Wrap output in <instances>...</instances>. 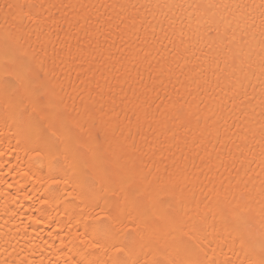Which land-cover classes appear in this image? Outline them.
I'll list each match as a JSON object with an SVG mask.
<instances>
[{"label": "snow or ice", "instance_id": "1", "mask_svg": "<svg viewBox=\"0 0 264 264\" xmlns=\"http://www.w3.org/2000/svg\"><path fill=\"white\" fill-rule=\"evenodd\" d=\"M19 7L17 6V11L5 14L4 23L8 27L0 35V40L9 41L14 52L28 58L29 65L21 72L8 71L5 65L12 63V57L5 56L0 50V82L7 78H11L15 82V86L10 92L0 93V107L7 110L10 117L17 118V123H19L20 114L25 112L36 117L47 129L48 134L59 140L63 147L60 151L53 150L48 154H43L35 146L36 141L39 140V128L35 130L34 134L30 129H26L28 134L24 137L19 135V129H17L15 132L16 144L19 151L23 153L21 160L23 166H17V179L14 183H5L4 196L16 199L20 191L29 183L42 185L45 191L51 187L59 186L64 191L65 200H71L80 205L81 218L91 221L95 225L106 221L112 222L113 217L109 214V209L115 201H121L119 215L122 220L115 225L121 238H126L131 233L141 240L150 241L153 245L151 256L146 258L143 264H159L160 249L168 244L170 233L176 234L171 237L172 240L187 238L194 241V248L207 255V244L204 239L196 235V228L200 224L209 223V216L215 222L218 210L209 208L207 205L201 206L198 201L193 200V196L196 192H200L204 195L212 194V198L217 200L221 189L227 190L233 188L234 184L235 186L239 185L240 182L232 175L233 172H236V176H239V171L234 166L236 157L232 148L226 147L227 143L222 142V139L217 141L221 145V150L217 151L213 146L212 152H209L210 142L206 139L189 142L178 139L175 132L170 135L168 131V121L171 120L169 114H174L175 109L187 106L202 110L201 104H203L204 108L215 114V108L220 104L214 95L201 96L200 94L201 90L207 93L210 85L206 75L203 74L205 70L196 71V63L199 62L195 50L196 45H188L185 42L187 34L183 31V27L177 29L174 27L175 22L170 21L168 28H165L163 21H159L161 28L160 33L157 34L152 22L145 19L141 21V26L147 23L148 28L141 36L136 30V17L131 18L130 25L125 23L124 17H118L119 23L115 24V28H120L121 24L125 25L120 35L123 43L119 47L115 42L109 44L111 33L105 35L102 29L97 28L93 30V36L87 48L78 46L75 55L69 48L66 53L67 58H64V55L53 47V54L49 56L47 45L40 41V37L44 33L40 32L37 34L38 50L33 49L32 55L29 56L27 53L21 52L17 43L18 34L26 31L14 22ZM57 7L55 4H49L46 13L51 15L50 10ZM27 19L33 24L37 22L31 15H28ZM65 23H69V27H72L70 22L65 20ZM99 23L97 20L96 24L99 25ZM111 23L110 19L109 24ZM76 27L80 28L79 21H77ZM99 35H104L103 43H101ZM20 38L23 37L20 36ZM65 47L68 46L65 45ZM190 47L193 51H189ZM113 48L116 49L115 53L112 51ZM217 48L222 51L223 43L219 42ZM116 53L121 54L117 56ZM192 57H196V62L192 60ZM86 58L94 61L93 66L98 65L96 71L100 73V80H103V84L100 83V80L95 79V73L91 78H88L92 67H89L88 72L82 71L83 64L87 62ZM218 59L219 57L213 59V63H216ZM77 60L81 62L79 67H76ZM113 60L115 63L109 66ZM116 64H119L118 68ZM190 65L192 67H189ZM33 68L42 72L45 77L44 81L37 85L39 87L38 94L29 89L25 83L27 75L32 72ZM141 68L149 73V79L153 85L157 80L163 84V78H167L171 82L175 77L180 88L184 89L190 99L181 96L180 88L173 85L179 99L174 102L170 100L167 106L160 108L159 116L162 120L153 121L149 116L152 106L148 99L149 86L143 84ZM186 68L189 71H185ZM133 72L136 73L135 76L132 75ZM73 73L76 74V82L72 80ZM181 76L183 77L182 81L180 80ZM136 80L141 82L143 91L135 89L132 100H129L125 95L120 101L125 113L124 120H120V112L116 110L115 89L118 87L121 93L124 92L122 81L132 90L133 81ZM53 81L59 87V92L55 94L52 87ZM17 90L22 91L23 100L14 103L11 95ZM151 90L156 91L155 87H152ZM40 96L49 99L47 111L38 102ZM97 100L99 109H107L105 114H115L116 119L119 120L113 138L108 139L103 145L97 144L94 140L81 142L73 135L74 132L84 133L91 128L88 122L83 119L80 110L84 109L83 116H86L90 121L92 115L88 102H91V106H95ZM180 100L183 103H180ZM128 111H131L136 118L135 132H133L132 121L126 115ZM69 112L75 113V115H71V118L63 123L59 122V115ZM153 123H158L160 126L153 127ZM145 124L148 125L151 137L144 132ZM122 125L126 126L122 128ZM176 127L177 125H172V128ZM116 131L119 132L118 139L115 137ZM188 131L191 129L185 131V136ZM113 140H115L114 145ZM22 142L27 147H20ZM78 152L87 153L88 158L78 159ZM165 152L170 154L167 156V159L171 160L170 165L165 163ZM157 156H160L158 162L156 161ZM57 160L63 161L64 165L79 177L81 183L91 180L102 185L104 206L90 207L81 191L78 190L80 185H71L67 181L62 182L51 175L47 178L40 177L30 171L32 164L35 163L51 172L54 162ZM197 160L200 161L199 164H197ZM160 165H163V168ZM109 168L117 173V182L106 179V170ZM201 176H203V180L200 179ZM30 198L28 195L24 196V199ZM121 198L123 199L121 200ZM164 198H167V204L163 203ZM144 199L148 200L150 209L146 214L141 215L136 210V204ZM36 203L40 208H53L60 221H67L66 225L60 221L57 223V233L64 234L59 241L61 244L59 251L68 248L70 244L78 243L86 249L108 253L112 258L121 254L127 255L124 247L104 248L95 241L94 237L90 238L79 231L80 220L73 223L68 208L59 211L57 210L58 204L54 206L48 199H39ZM169 210L181 214L180 220L177 222L170 220ZM157 221L163 222L166 225V230L161 231L151 226ZM35 223L43 224L45 220L39 218ZM24 231L27 232V228ZM49 235L51 236L52 233ZM233 240H235V236ZM52 246L55 247V244ZM219 246L218 243L217 247ZM190 251L185 255H188ZM209 251L212 258L207 261V264H221L216 259L217 248H211ZM229 251H232L231 247ZM164 260L167 261V264H176L171 253L165 256ZM64 264H74V262L69 258L65 259ZM132 264H136V261L133 260ZM182 264H192V262L183 260ZM223 264H234V262L225 256Z\"/></svg>", "mask_w": 264, "mask_h": 264}, {"label": "bare ground", "instance_id": "2", "mask_svg": "<svg viewBox=\"0 0 264 264\" xmlns=\"http://www.w3.org/2000/svg\"><path fill=\"white\" fill-rule=\"evenodd\" d=\"M146 2L147 0H46V3L55 4L58 7L51 9V15L46 13L43 19L35 24L28 19L25 20L23 28L26 31L19 33L17 36L18 47L22 53L31 56L33 49L38 50L39 47L37 34L43 32L44 35L40 37V41L47 45L49 56L53 54L54 47L57 52L64 55V58H67L66 53L69 48L73 55L76 54L78 46L87 48L92 39L93 30L97 28L102 29L105 35L111 33L109 44L115 42L119 47L123 43L120 35L125 25L121 24L120 28H115V24L119 23L118 17H124L125 23L129 25L132 17H138L136 19V30L139 31L141 36H143L144 30L148 28L147 23L141 26V21L147 19L152 22L157 34H159V26L154 23L152 16L147 12L141 11L139 7L135 9L117 7L120 4L140 5ZM170 2L174 3L176 8L170 17L163 22V27L168 28L169 22L174 21V27L177 29L183 27V31L187 34L185 42L188 45H196V55L199 57V62L196 63V71L204 69L203 74L206 75L210 85L207 93L201 90V96L214 95L217 101L226 108L227 112L232 113L231 118L227 121V126L231 129L233 136L241 130L247 131L249 120L264 115V90L258 87V85L264 84V21L251 16L245 19L242 12L237 11V8L247 3H258V0H170ZM209 5L213 6L210 7ZM0 6L5 9L6 14H10L8 10L12 8V5L8 0H0ZM21 11L31 14L33 9L28 5H23ZM110 19L111 24H109ZM65 20L70 22L72 27H69V23H65ZM97 20L100 22L99 25L96 24ZM77 21H79L80 28L76 27ZM37 23L42 27H34ZM189 25L190 27H188ZM5 27H8V25L4 23V16L0 15V35H2ZM86 33L88 34L86 35ZM196 33H199V35H196ZM20 36L23 38L21 39ZM99 39L103 43L104 35H99ZM219 42L224 45L222 51L217 48ZM65 45L68 47H65ZM0 50L3 51L5 56L12 57V63L5 65L8 71L21 72L28 67V58L23 54L14 52L9 41L0 40ZM112 51L115 53L116 49L113 48ZM189 51H193V49L190 47ZM120 54L116 53L117 56ZM217 57L219 59L216 63H213V59ZM192 60L196 62V57H192ZM80 63L77 60L76 67H79ZM113 63H115V60L111 61L109 66ZM93 64V60L87 59V62L83 64L82 71L88 72L89 67H92V72L89 73L88 78H91L92 74L95 73V79L100 80V73L96 71L98 65L93 66ZM116 67L118 68L119 64H116ZM189 67H192V65ZM141 72H143V84L149 86L148 99L149 103L152 104L150 113L158 114L160 108L167 106L170 100L174 102L179 99L173 89V85L180 88L175 77L172 78L171 82L167 78H163V84L157 80L153 85L149 79V73L145 72L143 68H141ZM132 75L135 76L136 73L133 72ZM225 77L228 79H225ZM44 79V74L33 68L32 72L27 75L25 83L29 89L38 94L39 87L37 85L41 84ZM72 80L76 82L75 73L72 74ZM180 80H183L182 76ZM100 83L103 84V80H100ZM241 83H243V88H241ZM121 84L124 88L123 93L120 92L118 87L115 89L117 112H120L119 109L123 107L120 101L125 95L129 100H132L133 90L143 91V86L139 80L133 81L132 90L129 89L128 85H124L122 81ZM14 86L15 82L11 78H7L0 82V93H3V91L10 92ZM92 86L94 87V85ZM52 87L59 92V87L54 81ZM152 87H155L156 91H152ZM180 95L184 96L185 99H190L183 88H180ZM85 98L87 99V97ZM11 99L14 103L21 102L23 100L22 91L17 90L11 95ZM38 102L45 111L48 110L49 99L47 97H38ZM179 102L183 103L182 100ZM88 103L89 111L97 112V115L92 116L89 121L86 116H83L84 109L80 111L83 119L88 122L91 128L84 133L74 132L73 135L81 142L94 140L97 144L103 145L108 139L113 138L116 125L112 124L111 121L116 119L115 114H101L99 111H103V109L91 106V102ZM125 104H127V101H125ZM201 108L206 109L203 104H201ZM105 112H107V109ZM71 115H75V113H61L59 122L67 121L71 118ZM124 115L125 113L120 112V120H124ZM126 115L132 121L133 132H135V116L131 111H128ZM18 121L19 123H17V118L10 117L7 110L0 107V189H4L6 182L14 183L17 179V166H23L21 165L23 153L19 151L16 144L15 132L17 129H19V133L27 135L26 129H30L34 134L35 130L39 128V140L36 141L35 146L43 154H48L53 150L60 151L63 147L59 140L48 134L47 129L36 117L25 112L20 114ZM176 122L182 123L185 127L192 124L191 118H185L182 114L178 115ZM125 126L122 125L121 127ZM144 132L151 137L147 127L144 128ZM115 137L119 138L118 131L115 132ZM222 142L227 143L226 147L232 148L236 157L234 166L239 171V176H236V172H233L232 175L240 182V187L237 189L235 184L233 185V195L231 202L228 204H221L212 198V194L204 195L196 192L193 196V200L198 201L201 206L207 205L209 208L218 210L215 222L209 216V223L200 224L196 228V235L204 239L207 244V255L202 253L204 264H207V261L212 258L209 251L211 248H217L216 259L219 257L222 261H224L225 256L234 261V252L236 257L240 256V245L237 244L236 247H231L236 232L233 208L236 207V202L241 197L250 196L252 193L253 189L249 182L255 183L253 181V176L256 175L255 171L242 169V165L245 163L244 157L248 156L247 149L242 147L247 142V138L239 136L238 140L228 141L222 139ZM114 144L115 140H113ZM213 146L217 151L221 150V145L213 140L208 145L209 152H212ZM168 155L170 154H165V163L170 165L171 160L167 159ZM77 158L87 159L88 155L87 153L78 152ZM159 160L160 156H157L156 161ZM199 163L200 161L197 160V164ZM160 166L163 168V165ZM251 168L254 169L255 165H252ZM30 171L40 177L47 178L51 175L62 182L67 181L71 185H80L78 190L81 191L90 207L99 208L104 206L102 185L91 180L81 183L79 177L67 168L61 160L54 162L51 172L35 163L32 164ZM212 175L214 176L215 173L213 172ZM106 179L117 182L118 176L115 170L107 169ZM200 179L203 180V176ZM244 185H248V187H244ZM256 191L259 192V189L257 188ZM25 195L31 198L24 199ZM39 199H48L54 206L58 204L57 210L59 211L68 208L71 221L75 223L76 220H80L79 231L90 238L94 237L95 241L104 248L122 246L125 248L127 255L121 254L112 258L108 253L89 250L78 243L70 244L68 248L59 251L61 249L59 241L64 235L56 231L60 218L56 216L53 208H40L36 203ZM167 202V198H164L163 203L167 204ZM7 206L5 205V207ZM120 206L121 201H115L109 209V214L113 217L112 222L106 221L95 225L91 221H85L81 218L80 205L74 201L65 200L64 191L61 187L55 186L45 191L42 185L26 184L24 189L20 191L19 196L16 199H11L12 211L8 213V217L11 219L9 220L8 217L0 219V228L10 231L13 237L10 246L7 241H0V264H5V262L7 264H64L65 259L69 258L72 259L74 264H132L133 260L136 261V264H143V261L151 256L153 245L150 241L141 240L131 233L126 238H121L115 226L122 220L119 215ZM149 209L150 204L147 199L138 201L136 204V210L141 215L146 214ZM255 211V209H248L250 213H255ZM168 217L170 220L177 222L180 220L181 214L169 210ZM39 218H43L45 223H35ZM60 222L65 225L67 223V221ZM5 225H7L6 228ZM151 226L161 231L166 230V225L160 221ZM25 228H27V232L24 231ZM49 233H52V235L50 236ZM174 235L176 234L170 233L168 244L160 249L159 264H167L164 257L169 253L172 254L176 264H182L186 256L185 253L194 248V241L187 238L172 240L171 237ZM218 243L219 247H217ZM52 244H55V247ZM230 247L232 251H229ZM261 262L264 264V256L261 257Z\"/></svg>", "mask_w": 264, "mask_h": 264}, {"label": "clouds", "instance_id": "3", "mask_svg": "<svg viewBox=\"0 0 264 264\" xmlns=\"http://www.w3.org/2000/svg\"><path fill=\"white\" fill-rule=\"evenodd\" d=\"M8 2L12 5V8L8 10L9 13L17 11V6H20L14 22L21 27H24V21L27 20L28 15L33 16L37 22L42 20L49 5L46 3V0H8ZM23 5L31 7L33 9L32 13L27 14L21 11ZM117 7H131L132 9L139 7L141 11L150 14L154 23L161 28L159 21H166L176 8V5L171 3L170 0H147L146 3L135 5V7L124 4L117 5ZM237 11L242 12L245 19L251 16L264 21V0H258V3L243 4L237 8ZM5 14V9L0 6V15L5 17ZM34 27L39 28L42 25L37 23ZM5 30L6 27L3 29L2 34ZM185 71H189V69L186 68ZM225 79L228 78L225 77ZM258 87L264 90V84H260ZM241 88H243V83H241ZM53 92L54 94L57 92L55 88H53ZM95 106L99 109L98 100L95 102ZM119 111L124 114L122 107ZM99 113L104 114L105 110L103 109ZM180 114L185 118H191L192 124L185 127L182 123L176 122V118ZM91 115L95 117L97 112H91ZM169 115H171V120L168 121V131L170 134L175 132L177 138L180 140H188L189 142L194 140L198 142L201 139H206L211 143L213 140L218 141L220 139L228 141L233 139L238 140L239 136H245L247 138V142L242 147L247 149L248 156L244 157L245 163L242 165V169L255 171L256 175L253 176L255 183L249 182L253 189L252 193L250 196L241 197L236 202V207L233 208L236 232L235 240L231 247H236L237 244L240 245V256L236 257L235 252L233 253L235 257L234 264H262L261 257L264 256V115L249 120L247 131L241 130L235 136L231 134V129L227 126V121L231 118L232 113H228L222 104L216 106L215 114L208 109L198 110L195 107L189 108L186 106L185 108L175 109L174 114L170 113ZM149 116L152 117L153 121L162 120L159 113L154 115L149 113ZM111 123L118 126L119 120L114 119ZM173 124L177 125V127L172 128ZM159 126L158 123H153V127L158 128ZM145 127H148V125L145 124ZM189 129L191 131H188L187 136H185V131ZM19 135L21 137L25 136L21 133ZM161 140H163V137H161ZM20 147H27V145L22 142ZM165 154L167 153L165 152ZM252 165H255L254 169L251 168ZM236 187L239 189L240 185ZM244 187H248V185H244ZM257 188L259 192L256 191ZM232 195L233 188L227 190L221 189L217 201L221 204H228L231 202ZM5 205L8 206L5 207ZM250 208L255 209V213L248 212ZM11 211V198L5 197L3 195V189H0V219L8 217V213ZM8 218L9 220L11 219L10 217ZM4 227L6 228L7 225ZM12 239L13 237L10 231H5L4 228H0V241H7L10 246ZM184 260H189L192 264H204L202 253L195 248H192L190 253L184 257ZM217 260L223 264V261L219 257Z\"/></svg>", "mask_w": 264, "mask_h": 264}]
</instances>
